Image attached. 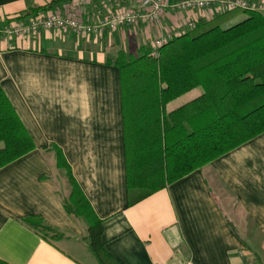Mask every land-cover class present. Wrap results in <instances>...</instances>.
<instances>
[{"label": "crops", "instance_id": "crops-1", "mask_svg": "<svg viewBox=\"0 0 264 264\" xmlns=\"http://www.w3.org/2000/svg\"><path fill=\"white\" fill-rule=\"evenodd\" d=\"M52 1L0 0V19ZM218 16L197 13L196 24ZM184 17L168 13L162 29L181 27ZM163 30L122 27L111 38L104 33L87 39L53 31L28 39L0 33V93L33 144L0 168V264H99L88 241L95 223L105 251L119 264H264V133L158 189L162 180L150 181L154 140L128 138L129 124L150 123L149 107L125 106L114 61L120 53L150 52ZM202 93L192 89L168 102L163 113ZM131 155L140 160L137 174L129 173ZM68 172L89 215L65 210L72 191ZM137 175L139 187L131 188ZM29 219L56 237H43L24 222Z\"/></svg>", "mask_w": 264, "mask_h": 264}, {"label": "trees", "instance_id": "trees-1", "mask_svg": "<svg viewBox=\"0 0 264 264\" xmlns=\"http://www.w3.org/2000/svg\"><path fill=\"white\" fill-rule=\"evenodd\" d=\"M67 1L53 0L42 10L18 18L23 20ZM237 12L246 16L231 26L228 23L235 18L224 15L232 12L199 22L166 42L157 57L150 52L137 57L120 53L114 61L121 76L125 106L149 107L145 113H149L146 120L150 123L129 124L127 135L134 141L141 136L154 140L151 148L157 150V156L151 162L150 181L162 180L156 183L157 189L264 133V18L261 13ZM197 87L203 90L201 96L171 113H163L168 102ZM0 139L5 143L0 150V168L33 149L30 137L1 93ZM139 162L131 155L129 173L137 174ZM67 175L72 191L69 201L64 202L65 210L89 215V206L69 172ZM134 179L131 188L139 187V176ZM155 191L142 192V197ZM24 222L45 238L56 237L53 229L37 219ZM100 235V223L89 228V248L94 257L99 264H119L105 251Z\"/></svg>", "mask_w": 264, "mask_h": 264}, {"label": "built area", "instance_id": "built-area-1", "mask_svg": "<svg viewBox=\"0 0 264 264\" xmlns=\"http://www.w3.org/2000/svg\"><path fill=\"white\" fill-rule=\"evenodd\" d=\"M211 11L222 15L227 12L264 11V0H68L62 7L38 12L25 19L14 18L10 27L3 31L7 38H29L40 31H53L58 35L71 34L78 39L102 36L109 38L122 27L134 28L140 25L157 26L172 14L181 20L182 26L163 30L150 46V55L158 56V50L173 37L179 36L197 24V13ZM195 16L193 17V15ZM192 16V17H191ZM179 23L178 21H175ZM184 28V32H176Z\"/></svg>", "mask_w": 264, "mask_h": 264}, {"label": "rangeland", "instance_id": "rangeland-1", "mask_svg": "<svg viewBox=\"0 0 264 264\" xmlns=\"http://www.w3.org/2000/svg\"><path fill=\"white\" fill-rule=\"evenodd\" d=\"M240 13L239 12H232V13H228V14H226V15H224V18H236V17H239L240 15H239ZM242 15V14H241ZM221 17H219L217 20H219ZM223 18V19H224ZM12 22L11 21H9L8 19H6V18H4V19H0V30H4V29H6L7 27H10V24H11Z\"/></svg>", "mask_w": 264, "mask_h": 264}]
</instances>
